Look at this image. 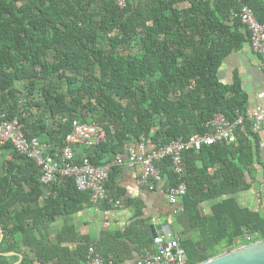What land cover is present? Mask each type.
<instances>
[{
    "label": "trees",
    "instance_id": "trees-1",
    "mask_svg": "<svg viewBox=\"0 0 264 264\" xmlns=\"http://www.w3.org/2000/svg\"><path fill=\"white\" fill-rule=\"evenodd\" d=\"M0 0V123L17 118L27 139H37L53 156L71 132V122L96 123L106 135L100 145L82 149L103 166L125 155L143 137L160 149L179 138L206 134L216 114L229 122L244 118L235 145L203 146L182 156L180 180L168 159L157 164L169 187L179 182L191 236L180 238L187 264H202L223 253L264 241V218L242 208L234 195L247 188L257 134L247 116V95L238 79H218L222 62L250 33L231 11L249 7L264 24V1L242 0ZM0 165V264H89L88 250L121 264L120 237L153 252V238L142 222L125 235L98 241L80 238L68 218L89 203L73 178L49 186L40 168L10 145ZM198 163H202L201 167ZM106 188L117 198L116 176ZM210 204L205 213L202 205ZM63 226L53 238L49 228ZM239 240V244L236 241ZM79 242L72 252L69 244Z\"/></svg>",
    "mask_w": 264,
    "mask_h": 264
},
{
    "label": "built area",
    "instance_id": "built-area-1",
    "mask_svg": "<svg viewBox=\"0 0 264 264\" xmlns=\"http://www.w3.org/2000/svg\"><path fill=\"white\" fill-rule=\"evenodd\" d=\"M241 4L242 0H224ZM121 9L126 6L125 0H115ZM231 15L247 28L250 33L249 45L251 50L264 56V24L257 21L253 11L242 5L238 11L232 10ZM251 130L258 134L264 127V108L258 107L249 118ZM244 118L238 115L234 122H229L222 114H216L207 123L209 131L196 134L187 140L179 138L168 145L146 152V141L143 137L136 144L125 147L126 160L116 158L103 166H94L88 158L83 157L75 163L76 149H89L103 143L105 132L93 122H71V132L65 138L64 145L53 156L44 155L39 141L35 138L27 139L23 133V125L14 118L0 123V147L10 145L18 154L25 155L40 168V184L49 186L62 178H73L78 191L89 195V203L93 207L108 204L113 207L121 205L119 199L112 198L106 188L109 173L113 167L124 164L139 170V183L145 188H151L163 178L157 164L165 159L170 160L173 173L180 180L182 176V156L189 150L199 151L203 146L209 147L237 142L235 130L241 126ZM187 192L186 184L179 182L174 187H168V198L171 204H181V199ZM181 209L182 204H181ZM239 244V240L236 241ZM153 252L146 253L135 264H187L184 249L177 236L158 235L153 238ZM89 264H113L94 251L92 246L88 250Z\"/></svg>",
    "mask_w": 264,
    "mask_h": 264
},
{
    "label": "crops",
    "instance_id": "crops-1",
    "mask_svg": "<svg viewBox=\"0 0 264 264\" xmlns=\"http://www.w3.org/2000/svg\"><path fill=\"white\" fill-rule=\"evenodd\" d=\"M218 79L228 86L238 79L248 98L247 116L249 118L256 108H264V56L255 54L248 42L222 62ZM151 150L153 149L146 144V152ZM81 151L82 148L76 149V157L80 158ZM9 154L8 151L0 153V165L10 158ZM118 158L125 161L126 154ZM201 165L202 163H198L199 167ZM245 181L247 188L236 193L233 196L234 199L240 207L258 212L264 218V127L257 134L255 161L245 172ZM115 182L119 192V196L115 199L121 201L120 206L104 204L93 207L87 202L68 218V223L73 226L78 237L95 242L103 236H122L135 221L142 222L151 238L150 227L160 231L162 225L167 226L170 236H177L179 239L193 234L188 215L184 209H181V204L175 205L169 201L167 179L163 178L151 188H145L139 183V170L124 164L119 167ZM209 208V203L202 205L205 213L209 211ZM62 226L63 220L58 219L49 228V236L53 238L60 233ZM164 233L166 234L165 229ZM125 238L127 236L120 237V241L124 243L121 247V264H135L137 260L145 256H142L143 249L126 241ZM78 246L79 242L69 244L72 252Z\"/></svg>",
    "mask_w": 264,
    "mask_h": 264
},
{
    "label": "water",
    "instance_id": "water-1",
    "mask_svg": "<svg viewBox=\"0 0 264 264\" xmlns=\"http://www.w3.org/2000/svg\"><path fill=\"white\" fill-rule=\"evenodd\" d=\"M152 238L158 235L170 236V232L166 225H162L160 231H155L153 227H150ZM164 229L166 234L164 233ZM2 234L0 232V241ZM22 258L14 264H19ZM202 264H264V241L255 242L231 252L223 253L215 258H212Z\"/></svg>",
    "mask_w": 264,
    "mask_h": 264
}]
</instances>
